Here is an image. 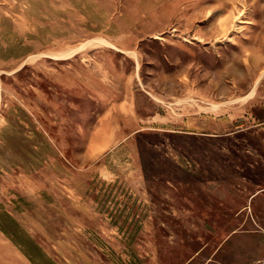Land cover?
<instances>
[{"label":"rangeland","instance_id":"374dc122","mask_svg":"<svg viewBox=\"0 0 264 264\" xmlns=\"http://www.w3.org/2000/svg\"><path fill=\"white\" fill-rule=\"evenodd\" d=\"M0 264H264V0H0Z\"/></svg>","mask_w":264,"mask_h":264},{"label":"bare ground","instance_id":"6f19581e","mask_svg":"<svg viewBox=\"0 0 264 264\" xmlns=\"http://www.w3.org/2000/svg\"><path fill=\"white\" fill-rule=\"evenodd\" d=\"M225 27V26H224Z\"/></svg>","mask_w":264,"mask_h":264}]
</instances>
